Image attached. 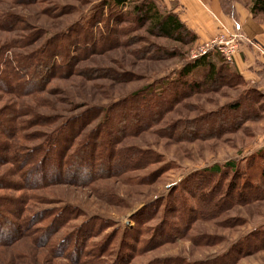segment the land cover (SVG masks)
<instances>
[{
    "label": "rangeland",
    "instance_id": "1",
    "mask_svg": "<svg viewBox=\"0 0 264 264\" xmlns=\"http://www.w3.org/2000/svg\"><path fill=\"white\" fill-rule=\"evenodd\" d=\"M149 1L155 3L161 12L173 11L176 6L173 0ZM230 1L252 23L248 24L247 29L258 25L264 31V10H259V6L253 7L254 0ZM110 2L111 0H0V20L4 21V28L0 29V47L8 46L10 51L17 54L31 53L41 48L48 39L61 34L71 40L91 34L94 43L101 38L106 39L103 48L108 46L107 50L89 56L83 50L86 57L79 59L77 57H82L78 51L81 45H77V40L75 41L76 46L70 49L69 54L76 59L72 60L76 74L54 78L48 84L45 92L39 96L40 100L48 104L30 98L17 104L19 106L23 101L31 106L33 113L51 117L53 123L44 131L54 130L63 120L81 117L84 132H88L102 121L107 107L142 90L145 98L150 95L162 99L171 96L173 93L168 92L171 83L179 78L182 67L191 61L195 44L180 45L153 37L147 33L145 26L132 24L127 19L118 22L121 15L130 10L131 4L122 9L111 7L110 11ZM229 18L225 15L224 20ZM231 21L239 23L234 19ZM78 25L83 27L82 32L78 30ZM129 26L133 30L126 35L121 34V30ZM113 28L115 32L111 33ZM243 36L247 44L258 48L253 39L251 41L244 33ZM22 42L27 44L21 47ZM88 46L90 45L84 47L88 49ZM146 46L153 48L151 54L156 57H138L139 51ZM161 49L168 50L172 56H163ZM259 54L264 58L262 51L259 50ZM54 60L58 62L56 65L61 64L57 58ZM100 70L108 71L102 75ZM205 71L188 75L186 81H202ZM228 79L229 77L222 81ZM239 83L240 81L235 80L230 85L225 83L220 87H204L194 94L186 88V94L182 93L179 101L175 99L170 105H173L172 108L155 126L123 140L119 147H133L157 155L159 160L146 169L127 173L119 178L100 180L91 186L60 185L32 192L36 198L39 195V198L30 202V212L39 213L64 206L77 208L79 218L60 233L61 238L70 235L89 219L107 221L108 227L99 231L100 234L93 237L91 243H102L107 237L114 256L118 248L123 257L129 255L125 264H150L165 259H178L185 264H194L227 254L225 260L234 257L235 245H240L239 249H245L247 236L251 232L264 231V90L261 95H254L252 87L256 85L245 83L239 86ZM243 97L246 102H240L242 110L247 112L248 106L256 108L257 118L245 120L229 132L218 131L213 126L205 129L204 133L195 132L196 127H201L199 119L214 117L218 112L222 115L227 106L242 101ZM9 99L17 101L13 97L1 96L0 107ZM155 102L163 104L161 100ZM242 110L237 112H243ZM29 119L30 116H26L25 120ZM233 120L234 118H227L229 123ZM29 131L34 133L32 129ZM207 132H213V135ZM226 163L231 164V169L224 167ZM213 165L221 167V173L212 176L215 183L222 185L220 191L213 193L218 197L213 204L217 203L221 207L220 214L205 219L191 218L187 230L181 232L174 242L156 245L139 253L131 251L130 245L134 243L126 232L136 227L137 213L142 210V216H148L150 206L160 205L159 213L150 223L145 224L153 229L161 223L164 206L170 197L182 194L190 205H194V200L199 198L206 200L205 196L199 195L198 188H194L193 193L189 194L181 186L184 184V187H188L191 177L205 173ZM228 196L231 198L225 200ZM254 197L257 198L250 199ZM207 203L212 206V202ZM229 204L231 205L226 207ZM166 217L168 221H173L169 213ZM96 230L97 228L94 231ZM146 236L144 240L151 237V232ZM262 240L264 241V237ZM251 241L250 239L249 242ZM113 260L114 257H108L107 264ZM0 264L72 263L52 257L43 248H35L30 239H24L9 248L0 249ZM234 264H264V248L254 254L239 257Z\"/></svg>",
    "mask_w": 264,
    "mask_h": 264
},
{
    "label": "trees",
    "instance_id": "2",
    "mask_svg": "<svg viewBox=\"0 0 264 264\" xmlns=\"http://www.w3.org/2000/svg\"><path fill=\"white\" fill-rule=\"evenodd\" d=\"M134 1L111 0L110 11H112L111 7L122 9L131 4L130 10L121 15L118 22L127 19L132 24L145 26L147 33L153 37L170 40L180 45L195 44L196 35L173 11L161 12L156 8L155 3L149 0ZM219 3L223 14L232 20L237 18L235 6L231 5L230 0H219ZM254 6H259L261 11L264 10V0H254ZM2 22L4 21L0 20V29L4 28ZM130 26L124 27L121 34L126 35L133 30ZM78 30L82 32L83 27L78 25ZM113 32H115L114 28L111 33ZM75 41L77 45H81L78 51L81 53L79 56L82 57L77 59L108 49V46L103 48L105 38L94 43L91 34L72 40L62 34L54 36L41 48L24 55L10 51L11 48L8 46L0 47V97H13L17 100L13 102L9 99L0 107V249L30 239L35 248H43L52 257L68 260L72 264H107L108 257H114L113 262L109 264H125L129 255L123 257L118 248L114 256V252L110 251V239L107 237L102 243H91L93 237L100 234L99 231L108 227L107 221L89 219L83 226L75 228L70 235L61 238L60 233L79 218L80 212L77 208L64 206L32 213L29 209L30 202L39 198V195L36 198L32 192H41L60 185L91 186L100 180L119 178L127 173L146 169L159 160L157 155L133 147H119L123 140L135 137L155 126L172 108L173 105H170L175 99L179 101L182 93L186 94V88L194 94L204 87H220L226 85L225 83L230 85L235 80L240 81V86L245 85V82L232 64L225 62L218 53L209 54L191 60L182 67L179 78L171 83L172 86L168 90L173 93L171 96L162 99L150 95L145 98L142 90L107 107L102 121L88 132H84V121L81 117L63 120L54 130L46 132L44 129L53 123L51 117L38 112L33 113L31 106L23 101L19 106L17 104L25 98L42 101L40 94L45 92L54 78H66L76 74L72 63V60L76 59L69 54L70 49L76 46ZM26 44L27 42H22L21 47ZM85 45H90L88 46L90 48L86 49ZM83 50L87 51L88 55ZM152 50V47L146 46L139 51L138 57H156L151 54ZM160 52L163 56H172L166 49H161ZM54 58H57L61 64L56 65L58 62ZM201 70H206L202 78L205 81H186L188 75ZM107 71L99 72L103 75ZM227 77L228 80L222 81ZM252 91L254 95H261L257 86H253ZM157 100H161L163 104L155 102ZM244 101L245 97L242 101L227 106L225 111H222V115L218 112L213 115L214 117L199 119L201 127H196L195 132L204 133L205 129L211 126L218 128V131L229 132L245 120L257 118L256 108L248 106L247 112L245 109L242 110L240 102L244 103ZM41 103L48 104L44 100ZM239 110L243 112H237ZM223 115L226 116L225 120ZM26 116H30L31 119L25 120ZM227 118L234 120L229 123ZM31 129L34 133L29 131ZM207 133L213 135V132ZM230 166V163L224 165L225 168L231 169ZM220 171V166L213 165L205 173L198 174L195 178L191 177L188 187H184L183 184L181 189L191 194L194 188H198L199 195L205 196L206 200L192 199L194 205H190L182 194L170 197L164 206L161 223L153 229L146 227L145 224L150 223L159 213L160 205L150 206L148 216H142L143 212L140 210L137 213L136 227L126 232L127 237L134 243L130 245V250L139 253L156 245L174 242L180 237L181 232L187 230L191 218L205 219L220 214L221 207L217 203L213 204L218 200L217 195L213 193L220 191L222 185L212 179V176L220 174ZM226 198L225 200H228L231 197ZM207 202H212V206ZM215 210L218 213H215L217 212ZM167 213L171 215L173 221L167 220ZM150 232L151 237L144 240ZM263 237L264 231L251 232L247 236L248 243L245 249H239L240 245L233 247L236 252L234 257L225 260L227 254L194 264H234L239 257L254 254L264 248ZM140 245L141 248H138ZM183 262L178 259H165L150 264H185Z\"/></svg>",
    "mask_w": 264,
    "mask_h": 264
},
{
    "label": "crops",
    "instance_id": "3",
    "mask_svg": "<svg viewBox=\"0 0 264 264\" xmlns=\"http://www.w3.org/2000/svg\"><path fill=\"white\" fill-rule=\"evenodd\" d=\"M173 1L176 3L173 12L196 35V45L208 41L219 32L218 25L210 14L213 13L229 30L240 28L248 39L254 40L264 49V31L260 30L258 25L251 26L255 30H251L252 28L247 29L246 27L252 23L249 22L247 16H244L241 9L235 8L237 16L235 20L239 23H232L230 18L227 21L224 20L225 15L222 12L219 0ZM233 26L234 28H232ZM259 50L252 44L242 41L232 66L246 84L256 85L258 90L262 91L264 90V58L263 55L259 54Z\"/></svg>",
    "mask_w": 264,
    "mask_h": 264
},
{
    "label": "built area",
    "instance_id": "4",
    "mask_svg": "<svg viewBox=\"0 0 264 264\" xmlns=\"http://www.w3.org/2000/svg\"><path fill=\"white\" fill-rule=\"evenodd\" d=\"M210 14L218 23L219 32L208 41L197 44L193 49L191 60L218 53L225 62L232 64L235 54L239 50L240 43L245 41L243 33L240 29L229 30L224 24L219 23L213 13Z\"/></svg>",
    "mask_w": 264,
    "mask_h": 264
},
{
    "label": "water",
    "instance_id": "5",
    "mask_svg": "<svg viewBox=\"0 0 264 264\" xmlns=\"http://www.w3.org/2000/svg\"><path fill=\"white\" fill-rule=\"evenodd\" d=\"M253 43L264 53V49L257 42L253 41Z\"/></svg>",
    "mask_w": 264,
    "mask_h": 264
}]
</instances>
